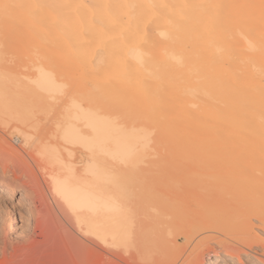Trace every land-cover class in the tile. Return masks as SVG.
<instances>
[{"label": "bare ground", "instance_id": "1", "mask_svg": "<svg viewBox=\"0 0 264 264\" xmlns=\"http://www.w3.org/2000/svg\"><path fill=\"white\" fill-rule=\"evenodd\" d=\"M2 35L54 57L25 83L0 71V113H58L8 151L39 175L0 174V217L14 225L19 193L30 223L0 264H264V0H0ZM156 144L213 160L222 190L181 197L183 175L139 166Z\"/></svg>", "mask_w": 264, "mask_h": 264}, {"label": "rangeland", "instance_id": "2", "mask_svg": "<svg viewBox=\"0 0 264 264\" xmlns=\"http://www.w3.org/2000/svg\"><path fill=\"white\" fill-rule=\"evenodd\" d=\"M2 38H3V35H2ZM13 38L14 37H11V39L9 37L7 38V35H6V38L1 39V44H0V71H3L4 73L6 72L7 74L6 73L5 74L7 76L9 75L10 77H14V76H17L18 75V78H20V81L22 80V82H24V81L26 82L27 81V78H26L27 76H25V75H28V73H31L33 71H36L35 65L41 63L42 61H45L46 60L45 58H47V60L48 59H53L54 56H53V54L51 52V49L48 46H45V47H41V46L31 47L33 45H30L26 40H25V42L28 45L24 43V41H23L24 39L19 40L18 38H14V39ZM33 67H35V68H33ZM73 75H74L73 78H74V80L76 82H80L81 81L84 84H86L88 86H91V82L89 80H87L85 78V76H83L81 73H78L77 74V72H76V73H73ZM25 78H26V80H25ZM79 79H80V81H79ZM75 95H76V93H74V96ZM37 112L38 111L35 112V116H39L40 118L35 117L36 118L35 119L36 120L35 121V124L33 123V125H32L30 123L31 125L29 127L26 126L28 124H26L25 126L23 124H21L18 119L12 117L7 112L6 113H0V174L6 173L5 176H4V179H7L10 176L12 177L13 171H15L20 176L23 175V177L26 176V175H31L30 173L31 172L33 173V170H34V173L35 174L39 175V171L37 170V168H36V170L34 169L35 168L34 165H32L34 168L31 167L32 169H29V168L27 169V167H24L25 166L24 164H21L18 160H16L13 157H10V155H8L9 154L8 151H9L10 148L15 147V148H17V149L20 150L21 147H22L21 146L22 145L21 139L23 137L19 134V130L18 129H27V128H30L31 126H34V128L31 127L30 130L29 129L28 130L31 132V129H32L33 130L32 132L35 133L34 136H41V135L44 136L46 134L47 130L50 129L51 126H54L55 120L53 118L55 117L56 113H58V110L53 109V110H51V111H49L47 113H44V112L40 113L41 111H39V113H37ZM4 114H6V115H4ZM36 114H39V115H36ZM1 115H2V117H1ZM45 115L47 117H49V119H51V120H47L48 118L46 117L47 118L46 119L45 118ZM4 116H5V118H4ZM11 117H12L13 120L11 119ZM35 128H37V129H35ZM166 147L167 146H164L162 144H158V145L156 144V146H154L153 149L151 148L148 151L143 152V153H145V155L142 157L143 159L141 158V160L138 162L140 164V165L139 164L138 165L139 166H144V167H147V168L148 167L149 168L150 167L153 168V170H155V171H153L152 173H150V172L149 173L152 174V175H155V176H162L164 178V181H167L168 180L167 183L170 180H172L171 179L172 178L171 177L172 175H173V180L177 179V178L174 179V177H178V176L180 177V176L183 175L182 176V179L183 178L185 179V182H184L185 188H183L184 189L183 192L181 191L182 193L179 192V195L181 194L183 197L185 195H186L185 197H191L192 199L195 200L196 203L199 201V203L201 202L202 204L203 203L205 204L206 203L205 201H207L208 198L210 200H212L210 198V197H212L211 196V193L212 194H215L217 192L216 190H222L221 189V185L217 184L216 181H215V179H213V178L211 179V176H210L212 172H216L215 171L216 168H215V170H213L214 168L211 169V167H210V170H209L208 166H206V164H208V162L211 159H208L209 161L207 162V161H205V160H207V158L205 160L202 158L204 156H201L202 159L201 158H197V157H199V155L196 154L197 151H191V152L189 151L188 152V151H185L184 150L186 152V153L184 152L185 153V155H184L182 149H179V148H168V147L166 148ZM27 148L29 149L30 147L27 146ZM21 151H22V149H21ZM22 152L24 154L26 153V151H22ZM189 153H190V155L192 154L193 157H191L192 155L189 157L188 156ZM77 154H79V155H77V157H80V156L82 157V154L80 152H78ZM195 154L197 155V157L195 156ZM199 154H201V153H199ZM212 161L213 160H211V163L210 164H212ZM183 169H185V171ZM205 173H210V175L209 174H205ZM167 177H169V178L167 179ZM205 177L211 179V180L210 179L208 180L206 178L207 181H209V182L212 181V180H214V183H216V185H212L213 182H211L212 184H208L209 182L207 184H205L206 183V180L205 179L204 180H201V178H205ZM165 178H166V180H165ZM194 178H196V180ZM188 179H190V180H188ZM197 179L199 181H197ZM193 180H194V182L197 181L199 183H196L195 184V183H193ZM200 180L201 181H204L205 183L202 182V184H200V182H201ZM171 182L172 181H170V183ZM188 186H190V187H188ZM173 187H175V189H177L178 186H173ZM179 189H180V187H179ZM179 189H177V191H179ZM185 189H186V191H185ZM214 190H215V192H214ZM199 192H201V193H199ZM193 193H195V194H193ZM201 194H203L202 196L205 195L206 197L205 198L204 197H201L200 196ZM225 195H227V196H225ZM17 196H19V193H18V195H15L13 199H6L5 198V200H7V202L10 205H12V204H13V206L15 205L14 206L15 209L17 211H19V212L22 213V214L17 213V220L15 222H13L14 225H12V226L7 225V222L4 223L3 218L0 217V241L6 240L5 242H6V245H7V247L9 249H11V246L13 247V245H15L17 242L21 241L23 238H25L26 233L28 232L29 227H30V223L28 222V218H27V212L29 210L26 209L25 206H21L22 203L20 202V199H18ZM208 196H210V197H208ZM21 197H23V196H21ZM197 197L200 198V199H198ZM222 197L226 198V197H228V194L227 193H224L222 195ZM23 198L25 200L27 199V200H29V201H31L33 203L35 202L34 199H30L29 197H23ZM203 198H204V200H203ZM224 198H222V199H224ZM197 199H198V201H197ZM218 199L219 200H222L221 199V196H219V198L217 197V200ZM198 206H202V205L200 204ZM253 221L255 222L256 219L253 218ZM232 224H236V222H233ZM238 224L239 223L236 224V228L238 226L237 229L241 228L240 224H242V223H240L239 225ZM233 226H235V225H227L226 227L225 226L224 227H221L222 228V231L219 232L218 234L219 235L222 234L221 235L222 238H224L225 236L226 237L231 236V233H229V232H233L234 233V231H236V230H234ZM228 227L233 228L234 231L229 230L230 228H228ZM225 228H227V230H225ZM254 230L257 233H259L260 235H262V237L264 238V230H263V228H261L260 226H256V227L254 226ZM223 231L225 233L226 232H228V233L225 234ZM223 233L225 235H223ZM3 241L1 242V244H3ZM179 243H181V244L183 243L182 239L180 240ZM210 244L212 246H215L216 245V243L215 242H212V241H211ZM257 248L260 249V247H257ZM166 251L164 250L163 252L166 254V253H168ZM213 251L214 250L211 251V255L214 254ZM156 252L158 254L159 252H161V250L154 251L152 253L153 256L156 255L155 254ZM118 253L119 252H117V254ZM164 253H160V255L161 256H164ZM226 256L231 261L233 259V261H235V264H248V260H247V257H246L245 254H241L240 260H238L236 257L235 258L234 257L233 258L232 257L230 258L228 255H226ZM106 257H105V261H104L105 264H118L120 262L119 255L113 257V255L111 256V255L107 254ZM0 259H1V255H0ZM117 261H119V262L117 263ZM137 261L138 262H143V260H140V259L137 260ZM204 261H206V259ZM220 261L226 262L224 259L219 258V260L217 261V263L218 262L220 263ZM212 264H214V263H212Z\"/></svg>", "mask_w": 264, "mask_h": 264}]
</instances>
